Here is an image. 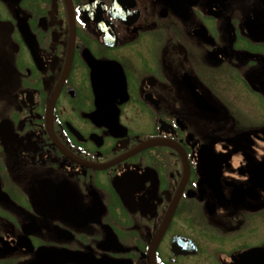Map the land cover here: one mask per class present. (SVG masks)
I'll use <instances>...</instances> for the list:
<instances>
[{
	"label": "flooded vegetation",
	"instance_id": "obj_1",
	"mask_svg": "<svg viewBox=\"0 0 264 264\" xmlns=\"http://www.w3.org/2000/svg\"><path fill=\"white\" fill-rule=\"evenodd\" d=\"M0 264H264V0H0Z\"/></svg>",
	"mask_w": 264,
	"mask_h": 264
}]
</instances>
